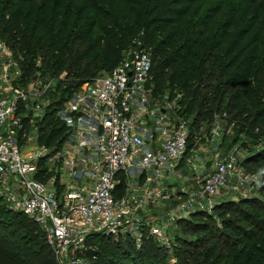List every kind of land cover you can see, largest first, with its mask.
<instances>
[{"label":"trees","instance_id":"1","mask_svg":"<svg viewBox=\"0 0 264 264\" xmlns=\"http://www.w3.org/2000/svg\"><path fill=\"white\" fill-rule=\"evenodd\" d=\"M0 38L24 79L35 71L55 79L37 124L38 143L52 151L64 133L58 107L83 81L109 72L134 38L151 57L152 95H180L176 112L191 135L208 127L222 106L248 116L264 85V0H0ZM216 54L218 64L211 61ZM248 121L249 129L264 125V105ZM262 164L264 151H256L243 167ZM215 209L234 210L243 225L217 226L201 211L188 215L178 224L191 239L175 238L173 264H217V246L206 245L205 237L219 229L228 264H264V202L250 197ZM85 247L87 264H166V249L152 237L136 246L127 236L91 235ZM0 264H55L44 233L6 204L0 206Z\"/></svg>","mask_w":264,"mask_h":264},{"label":"built area","instance_id":"2","mask_svg":"<svg viewBox=\"0 0 264 264\" xmlns=\"http://www.w3.org/2000/svg\"><path fill=\"white\" fill-rule=\"evenodd\" d=\"M150 67L134 38L109 72L83 81L58 107L64 133L52 151L38 143L37 124L55 79L38 71L24 79L0 38V196L44 233L55 264H87L91 235L164 245L163 217L146 219L150 206L173 201L166 216L175 223L212 209L231 178L246 179L216 144L217 117L191 135L176 102L152 95Z\"/></svg>","mask_w":264,"mask_h":264},{"label":"rangeland","instance_id":"3","mask_svg":"<svg viewBox=\"0 0 264 264\" xmlns=\"http://www.w3.org/2000/svg\"><path fill=\"white\" fill-rule=\"evenodd\" d=\"M211 61L216 64L222 62L219 54H216V57L211 59ZM164 95L167 96V93L165 92V94L159 96V98L162 100V96ZM179 97L180 95L177 94L174 96L173 100L176 101ZM225 103L226 98L223 100L224 105ZM263 105L264 85L261 86L259 96L254 101L250 102L249 107H247V113H249L248 116L246 113H244L243 117L238 112L228 113L223 109V106L220 111L213 114V117H217L222 130L221 138L218 140L219 142L216 143L221 149L220 152H224V154L233 153L237 163L241 166L240 173L243 175L244 179H246L245 181L243 180L244 183L240 185V179L238 181L235 177L231 178L227 187L220 193L219 196L216 197L212 209L205 212L211 217L210 222L212 224L219 226L222 221L227 220L234 225H243L242 220L239 219L238 213L234 210L219 211V209H215V207H218L220 203L227 201L237 202L240 199L250 197L264 202V164H262L261 167H252V165H250L249 169L243 167V162L247 159V156L255 153L256 151H264V125L251 129L244 125V122L250 120L252 113ZM205 144L207 147L210 146L208 143ZM0 199L2 201L0 206L5 207L4 199L1 196ZM172 202L173 201H170L165 204L161 202V204L150 206L148 210L149 212L146 215V219L155 216L163 217V223L160 224V227L163 229L165 240V243L162 246L166 249V264H173L175 262V250H177L175 238L191 239V234L185 232L184 227L179 226L178 224L179 221L187 219L188 215L182 219H178L175 223H173V221L166 216ZM219 230H215L207 234H211V237H205L207 239L206 245H214V247L217 246V249L213 251L214 255H217L220 258L217 264H228V260L224 258L226 247L223 244L222 239H218V236H221L223 239L225 236L218 233Z\"/></svg>","mask_w":264,"mask_h":264},{"label":"water","instance_id":"4","mask_svg":"<svg viewBox=\"0 0 264 264\" xmlns=\"http://www.w3.org/2000/svg\"><path fill=\"white\" fill-rule=\"evenodd\" d=\"M163 110V109H162Z\"/></svg>","mask_w":264,"mask_h":264}]
</instances>
